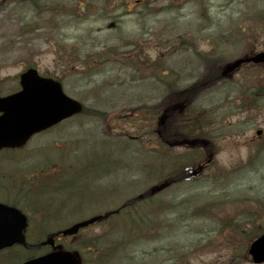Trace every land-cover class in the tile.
<instances>
[{
	"label": "rangeland",
	"instance_id": "374dc122",
	"mask_svg": "<svg viewBox=\"0 0 264 264\" xmlns=\"http://www.w3.org/2000/svg\"><path fill=\"white\" fill-rule=\"evenodd\" d=\"M135 3L0 0V94L17 90L20 72L34 66L42 74L61 78L65 91L88 106L86 113L42 138L34 136L14 161L0 155V165L7 168H0V190L14 196L19 187L26 189L23 198L17 195L19 200L12 201L25 206L34 217V197L28 187L35 181L25 184L22 175L45 167V173L63 168V164L51 167L50 162L75 163L67 166L69 180L57 196L75 209L61 211L57 220L51 219L57 228L38 233L40 227L33 226V241L49 229L117 208L168 176L180 179L181 168L190 162L183 158L186 150L176 147L170 151L156 133L161 110L155 103L166 93L167 83H162L160 90L143 86L141 75L159 86L154 74L166 69L164 79L184 86L203 70L197 68L200 60L195 45L205 57L220 63L264 49V0ZM113 22L116 25L110 28ZM136 39L152 59H161L141 61L137 68L128 60L121 63L106 56L105 61L97 60L100 52L116 56L117 49L124 51L118 58L126 57L129 47L124 43ZM261 71L264 76V65L257 70L244 65L233 74L232 82L220 83L194 101L192 110L200 112L202 127L216 144L217 162L199 178L178 180L145 204L156 211L165 209L161 230L166 228V236L157 237L153 224L139 234L137 242L142 243L138 246L125 242L130 248L119 247L124 234L131 232L129 220L123 221V216L111 223H96L76 237L62 238V242L80 250L94 245L98 252L106 253L104 262H111L113 255L110 264L149 261L152 250L157 259L151 264H229L235 257H241L242 264H254L250 257L245 258L244 249L248 248L250 229L262 230L264 225V212L251 206L256 198L264 202V148H258L259 141H264V96L246 95L258 83L249 76ZM198 112L192 115L196 117ZM259 129L261 135L257 134ZM68 132L78 139L51 143V139L73 138ZM40 138H46L44 143ZM28 164L35 171L29 172ZM4 193L0 191V198L4 199ZM232 221L239 222L240 231L234 229ZM128 249L129 259L114 261L116 252V257L125 256ZM87 252L88 264L95 263L97 257ZM6 257L7 252L0 254V264Z\"/></svg>",
	"mask_w": 264,
	"mask_h": 264
},
{
	"label": "water",
	"instance_id": "95a60500",
	"mask_svg": "<svg viewBox=\"0 0 264 264\" xmlns=\"http://www.w3.org/2000/svg\"><path fill=\"white\" fill-rule=\"evenodd\" d=\"M249 60L264 61V52L235 61L227 67L226 72ZM21 85V91L0 97V148L20 146L33 133L82 110L80 102L62 92L59 82L41 77L34 68L21 74ZM102 217L103 215H97L74 223L62 230V233L76 234L80 228ZM26 226L27 218L19 209L0 203V249L14 243H23V230ZM44 243L54 245V240L49 238ZM248 251L253 262H264V234L250 244ZM22 264H81V260L77 254L65 251L58 245L55 251Z\"/></svg>",
	"mask_w": 264,
	"mask_h": 264
},
{
	"label": "trees",
	"instance_id": "16d2710c",
	"mask_svg": "<svg viewBox=\"0 0 264 264\" xmlns=\"http://www.w3.org/2000/svg\"><path fill=\"white\" fill-rule=\"evenodd\" d=\"M213 75V74H212ZM214 76V75H213ZM213 76H208L206 75L203 79L199 80L196 84H195V92H197L198 89L204 87V86H207V85H210V84H213L217 81V78L219 77H215L213 78ZM259 86H260V83H259ZM263 88V87H262ZM191 92V88H188V91H186L184 94L181 93L179 94L178 93V96L176 95V100L174 101H183L185 99V96L184 95H188V97L190 98L191 96H193V93H190ZM256 91L254 90L253 91V97H256V96H263L264 94L261 93L260 95H255ZM163 106V104H160L159 105V108H161ZM258 148H264V141L260 142L259 143V146ZM145 198V197H144ZM144 199H139L138 197H132L128 202L126 208H122L119 212L118 215H116L115 217L116 218H119L121 219L124 215L125 217L128 218L129 220V226H130V229H131V232L129 233H126L128 235H135L137 232L138 234H140L142 232L143 229L149 227V226H152L154 224V226H157V230H156V236L157 237H162V236H166L165 232H166V228L164 230H161V220H162V212L165 210L163 208H160V206L156 207V208H160L156 211L155 213V219H148L144 222H140V220H143V213H142V207L144 206ZM251 206H257V208H259L262 212H264V202L262 201V199L260 198H256V203L255 204H251ZM146 217H150L148 215H145ZM232 225H234V229L238 232L240 231V225H239V222L238 221H232ZM137 230V232H136ZM161 230V231H160ZM250 230H253L252 233L249 235L247 232H245L247 235L250 236V240L246 241L248 242L247 243V247L249 245V243L255 238L257 237L259 234L263 233L264 232V225H263V229L262 230H258V229H250ZM155 236V237H156ZM78 244V243H77ZM96 244H99V241L96 242ZM94 245H91V246H88L87 249H85V246L83 247V249H79L77 248L80 253L82 254V256L84 257V260L86 259V256L88 254L87 251H91L93 252L94 249H93ZM39 245L35 244L34 243H28V246L27 247H21V246H16V247H13L9 250V259L13 262L15 261L16 259L15 258H21V257H28L31 253L33 252H36L37 250H39ZM86 251V252H85ZM245 258L246 256H248V253H247V250H245ZM102 253H98L96 254V256L98 257L96 262L93 264H104L100 257H102ZM249 257V256H248ZM243 261H242V258L241 257H235L233 260L232 258L230 259L229 261V264H242ZM87 264V263H86Z\"/></svg>",
	"mask_w": 264,
	"mask_h": 264
},
{
	"label": "flooded vegetation",
	"instance_id": "af4514ba",
	"mask_svg": "<svg viewBox=\"0 0 264 264\" xmlns=\"http://www.w3.org/2000/svg\"><path fill=\"white\" fill-rule=\"evenodd\" d=\"M143 55L145 56V54H143ZM197 68H198V69L202 68V69H203L202 72H204V70H205V65H204V63L197 64ZM228 80H230V78H229Z\"/></svg>",
	"mask_w": 264,
	"mask_h": 264
}]
</instances>
